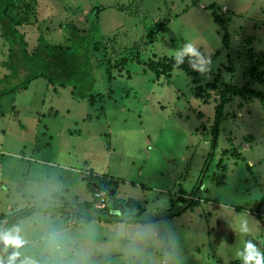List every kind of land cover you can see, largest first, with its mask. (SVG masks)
Segmentation results:
<instances>
[{"label": "rangeland", "instance_id": "1", "mask_svg": "<svg viewBox=\"0 0 264 264\" xmlns=\"http://www.w3.org/2000/svg\"><path fill=\"white\" fill-rule=\"evenodd\" d=\"M14 1L9 15L21 19L30 54L40 36L70 49L64 25L83 33L93 19L99 32L90 99L42 78L0 99V231L12 212L34 206L5 226H19L25 240L17 259L229 264L247 239L264 253V101L234 96L223 106L217 145L191 195L222 92L264 94V80L250 78L264 74V0ZM188 42L210 55L208 72L192 70L187 57L186 72L150 69ZM7 49L0 36V78ZM110 175L116 197L136 203L124 221H104L92 205L88 180ZM70 209L81 214L64 213ZM130 214L137 223L126 222ZM242 218L248 234L238 230ZM3 249L0 242L6 260L13 249Z\"/></svg>", "mask_w": 264, "mask_h": 264}, {"label": "trees", "instance_id": "2", "mask_svg": "<svg viewBox=\"0 0 264 264\" xmlns=\"http://www.w3.org/2000/svg\"><path fill=\"white\" fill-rule=\"evenodd\" d=\"M22 0H20L21 2ZM14 0H0V36L8 45V54L6 59L1 62V66L8 72L0 78V99L19 91H24L28 88L31 82L36 79L42 78L47 84L53 87H65L70 86L72 88V96L79 99H90L94 90V76H93V64L92 49L94 43L98 39L99 32L94 25V20L90 22L89 28L81 33L73 25H64L63 29L68 33V38L71 41L69 48L60 44L48 45L42 36L38 37V43L33 53H29L26 50V41L23 34L17 29L16 22H20V18L14 19L9 15L11 7H13ZM19 5H21L19 3ZM120 8V7H119ZM22 8L19 9L20 16L23 12ZM17 20V21H16ZM139 60L138 57H136ZM185 62V61H184ZM150 64V62H149ZM103 66L102 61H98L97 67ZM177 67L183 72H186L187 66L181 64L177 66L174 59L171 58L169 63H163L158 61L154 65L150 64V69L158 74V68L167 69L169 67ZM96 67V68H97ZM252 79L257 81L264 80L263 75H251ZM232 87L230 88V90ZM222 92L220 95V101L215 105L214 124L211 130L210 139V151L207 159V163L203 165V169L195 182L191 195L199 191V188L203 182L205 172L207 171V164L209 158L212 156V150L215 149L217 143V137L219 134V119L223 106L226 103H231L234 100V96L242 97L243 99H251L257 97L259 100L264 101V94L259 91H253L250 89H234L233 96L227 98L226 94ZM98 97L101 94H97ZM90 104H93L89 100ZM199 116V115H198ZM211 160V159H210ZM101 179L88 180L87 187L90 189L93 195L92 205L95 204L99 198L96 193L103 192L105 195V205L103 208L96 210L100 212L102 219L107 222L124 221L122 214L125 212V208H132L136 203L124 201L121 198H117L115 189L111 185L116 179L111 177L102 176ZM108 198V202L106 200ZM192 203H190L191 206ZM189 206V207H190ZM31 207H24L11 213L10 220H7L3 225H10L15 220L21 217H25L31 213ZM128 223L138 222L134 219V215L130 214V218L126 220ZM142 223L149 222L147 220L141 221ZM2 227V228H3ZM3 229V230H4ZM3 251V250H2ZM229 264H241L240 259L235 260Z\"/></svg>", "mask_w": 264, "mask_h": 264}, {"label": "clouds", "instance_id": "3", "mask_svg": "<svg viewBox=\"0 0 264 264\" xmlns=\"http://www.w3.org/2000/svg\"><path fill=\"white\" fill-rule=\"evenodd\" d=\"M188 58L189 67L198 72L206 73L210 70L211 59L210 55L206 52L199 50L193 43L188 42L183 44L180 48L176 49L173 57L177 66L184 63L185 58ZM239 232L242 234L249 233V226L247 219L242 218L239 223ZM19 226H13L10 229L0 231V242L4 245V251L11 247L13 251L7 256V259L0 258V264H37L35 260L28 256L20 257L21 253L17 251L25 244V240L19 234ZM237 257L240 259L241 264H264V253L260 248L247 239L243 242L242 249L237 252Z\"/></svg>", "mask_w": 264, "mask_h": 264}, {"label": "crops", "instance_id": "4", "mask_svg": "<svg viewBox=\"0 0 264 264\" xmlns=\"http://www.w3.org/2000/svg\"><path fill=\"white\" fill-rule=\"evenodd\" d=\"M0 115L2 116L3 115V113L2 112H0ZM88 172H91V173H93L91 170H88ZM94 174H96V173H94ZM111 176H113V175H110L109 177H111ZM118 198V197H117ZM91 200V199H90ZM49 202H46L45 201V205H49V204H52L53 202H52V200H48ZM88 202V199L86 200V201H84V202H82V203H79V205H82V206H84V205H86V203ZM79 205H76V206H79ZM138 205L140 206V204L138 203ZM141 211V210H140ZM140 211H138V212H140ZM11 213V212H10ZM32 213V212H31ZM30 213V214H31ZM47 212H45V214H46ZM64 213H69V214H74V216L75 215H79V214H81L80 213V211L79 210H77V209H70V210H67L66 212H64ZM79 213V214H78ZM26 217V216H25ZM22 218V217H21ZM19 219V218H18ZM96 220H84L83 222H81V223H86V222H95ZM143 221V220H142ZM137 223V222H136ZM129 224V223H128Z\"/></svg>", "mask_w": 264, "mask_h": 264}, {"label": "built area", "instance_id": "5", "mask_svg": "<svg viewBox=\"0 0 264 264\" xmlns=\"http://www.w3.org/2000/svg\"><path fill=\"white\" fill-rule=\"evenodd\" d=\"M98 199V201L96 202V206L97 207H100V208H103V206L105 205V195L103 192H99V193H96L95 195Z\"/></svg>", "mask_w": 264, "mask_h": 264}]
</instances>
